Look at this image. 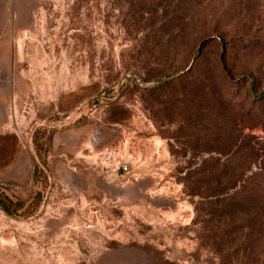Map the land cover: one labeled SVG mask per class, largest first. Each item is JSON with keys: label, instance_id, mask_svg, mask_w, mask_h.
Instances as JSON below:
<instances>
[{"label": "rangeland", "instance_id": "rangeland-1", "mask_svg": "<svg viewBox=\"0 0 264 264\" xmlns=\"http://www.w3.org/2000/svg\"><path fill=\"white\" fill-rule=\"evenodd\" d=\"M260 190L264 0H0V264H264Z\"/></svg>", "mask_w": 264, "mask_h": 264}, {"label": "trees", "instance_id": "trees-1", "mask_svg": "<svg viewBox=\"0 0 264 264\" xmlns=\"http://www.w3.org/2000/svg\"><path fill=\"white\" fill-rule=\"evenodd\" d=\"M44 149L43 145L37 147L39 160L36 164V168L34 169V179L37 182L42 183L44 186H47L49 178L46 169V159L41 156V150ZM47 153L45 149L43 156ZM203 191L201 192V186L199 184H194V188L191 191L190 196L192 197H202ZM41 200V193L37 194V199ZM223 210L228 212L241 211L245 209H257L262 212L264 210V191L257 193V195H253L252 197L242 198L235 202H228L222 206ZM25 208V204L21 201H14L9 197L4 196L0 192V210L5 213L8 217L14 218L18 214V212ZM30 206L25 209L24 214L29 215ZM28 217V216H27Z\"/></svg>", "mask_w": 264, "mask_h": 264}, {"label": "built area", "instance_id": "built-area-1", "mask_svg": "<svg viewBox=\"0 0 264 264\" xmlns=\"http://www.w3.org/2000/svg\"><path fill=\"white\" fill-rule=\"evenodd\" d=\"M121 169H122L124 174H130L131 173L130 169H128L127 166H123Z\"/></svg>", "mask_w": 264, "mask_h": 264}]
</instances>
